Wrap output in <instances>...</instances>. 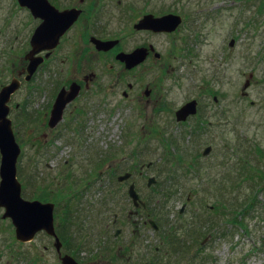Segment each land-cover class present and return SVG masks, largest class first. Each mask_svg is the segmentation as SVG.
Masks as SVG:
<instances>
[{
	"label": "rangeland",
	"instance_id": "rangeland-1",
	"mask_svg": "<svg viewBox=\"0 0 264 264\" xmlns=\"http://www.w3.org/2000/svg\"><path fill=\"white\" fill-rule=\"evenodd\" d=\"M109 1L178 2L210 12L203 13L202 42L196 45L194 36L189 40L199 52L197 61L187 58L176 72H164L163 85L173 86L165 97L174 107L168 102L156 109L122 103L113 114L98 113L81 128L47 134L43 116L36 114L23 124L26 119L15 115L23 198L56 204L55 227L63 236L60 253L80 264H152V258L158 261L155 264H264V0ZM105 70H97L99 77H107ZM41 78L39 73L32 84L33 97L40 98L35 88ZM207 82L219 104L236 102L240 125L235 132H227L228 126L222 124L217 131L193 128L195 120L191 125L177 122L174 110L200 95ZM25 92L19 99L32 100ZM44 100L33 103L34 111L41 110ZM206 146L212 150L203 155ZM127 171L132 172L131 179L119 183L118 175ZM151 176L156 183L148 186ZM166 179L167 198L162 195ZM131 182L147 203L138 214L131 213L135 209L126 193ZM78 190L83 193L80 198L74 197ZM106 191L112 192L109 204ZM254 197L256 205L244 211L242 219L247 229L227 228L233 214ZM69 199L74 203L70 223L64 206ZM3 213L0 207V264H62L54 237L41 231L32 241L21 242ZM149 219L160 225L158 231L147 223ZM182 224L190 231L185 241L166 245L164 232L177 227L183 236ZM196 228L204 235H196Z\"/></svg>",
	"mask_w": 264,
	"mask_h": 264
},
{
	"label": "flooded vegetation",
	"instance_id": "flooded-vegetation-1",
	"mask_svg": "<svg viewBox=\"0 0 264 264\" xmlns=\"http://www.w3.org/2000/svg\"><path fill=\"white\" fill-rule=\"evenodd\" d=\"M50 3L59 11L73 9L80 13L55 46L45 44L32 55L40 59V63L28 78L29 53L35 50L34 32L43 19L35 17L33 10L19 0H0V73L10 71L0 75L5 76L0 79V92L13 80H18L19 88L10 95L8 103L9 117L25 118L21 123L28 124V118L34 119L36 114L43 116V134L57 129L81 128L98 113L113 114L122 103L151 105L150 109L158 108L162 102L173 106L165 97L168 90L169 93L173 91V86L163 85L166 80L164 72H176L179 63L187 58L191 63L197 61L199 52L189 40L194 36L196 45L202 42L201 33L204 34L205 30L203 13L210 15L205 9L196 10L178 2L50 0ZM166 15L181 17L175 29L153 23L141 25L146 17L154 20ZM47 24L49 26V21ZM104 40L112 41L111 47L99 49L97 44ZM127 58L134 63L129 64ZM107 66L112 69L105 70ZM99 69H104L107 77H99ZM39 73L42 74L41 83L35 89L46 103L41 110L34 111L32 105L40 102V98L39 95L33 97L32 84L39 80ZM73 84L76 85L75 91ZM25 86H29L30 92ZM22 90L32 100H20ZM62 90L65 98L72 97L66 102L61 120L51 127V113ZM209 96L213 98L212 103L207 100ZM189 100L197 101V112L177 122L191 125L195 120L193 128L213 127L217 131L222 130V124L228 126L227 132L229 129L235 132L240 125L239 116H235L236 102L232 106L219 104V97L211 91L209 82L201 86L200 95ZM178 109L174 110L175 117ZM131 212L138 214L139 211ZM116 222L114 220L113 224Z\"/></svg>",
	"mask_w": 264,
	"mask_h": 264
},
{
	"label": "water",
	"instance_id": "water-1",
	"mask_svg": "<svg viewBox=\"0 0 264 264\" xmlns=\"http://www.w3.org/2000/svg\"><path fill=\"white\" fill-rule=\"evenodd\" d=\"M22 5L29 6L35 15V17L43 19L41 24L36 28L34 32L33 43L35 50L29 53L30 64L28 67L29 75L35 72L37 66L40 63V59L34 56L35 53L43 49L44 45L51 43V47L57 44L59 38L65 33V31L74 23L79 16L80 11L77 10H64L59 11L56 9L49 0H19ZM49 21V26L47 22ZM181 22L180 16L166 15L161 18L152 20L150 17H146L141 22V25L153 23L158 26L166 27L167 29H175ZM112 41H99L97 44L99 49H108L112 45ZM232 40L230 45H233ZM129 56V55H128ZM129 64H133L131 59L127 58ZM252 76V74L250 75ZM250 80L244 83L243 89L245 90L249 86ZM18 80H13L6 85L0 92V207H3V218H10L15 226L16 238L21 242L32 241L36 234L40 231H45L49 235L55 237V246L60 252L62 242L57 234L55 226V203L43 202L38 199L28 200L22 196V183L17 176V163L18 156L21 154L22 148L18 143L13 127L12 120L9 118V100L10 95L19 88ZM76 85L73 84L72 89L75 91ZM72 95L74 93L72 92ZM72 96L65 98V91L62 90L56 98L49 125L54 127L62 118L63 109L66 102L71 99ZM196 101L186 103L176 112L178 121L186 120L190 114L197 112ZM211 146H208L204 150V155L209 154ZM131 177V173L126 172L118 177L119 181L127 180ZM155 178L151 177L148 181L150 186L152 182H155ZM135 206H139L140 203L144 204L140 199L139 193L135 188V184L132 183L129 186L128 192ZM150 223L158 228L154 220H150ZM120 229L115 233L119 234ZM62 264H80L73 256L69 254L61 255Z\"/></svg>",
	"mask_w": 264,
	"mask_h": 264
},
{
	"label": "trees",
	"instance_id": "trees-1",
	"mask_svg": "<svg viewBox=\"0 0 264 264\" xmlns=\"http://www.w3.org/2000/svg\"><path fill=\"white\" fill-rule=\"evenodd\" d=\"M168 182L169 181L167 179L165 180V182H163V188H162L163 189V194L162 195L165 198H167V197L170 196L169 195L170 191L167 190L170 187V185L167 184ZM106 192H107V193H105L106 194V199H107L106 201H107V204H109V203H111V201H108V199L110 200V198L112 197V194L110 195V193H112V192L111 191L110 192L109 191H106ZM82 194L83 193L78 190V192L75 193L74 197H76V198L79 197L80 198V196ZM61 198H66V197L61 196ZM254 200H255V197L252 200H250L248 203H246L245 206L242 207V209L239 211V213H237L236 215L233 214L232 219H230V221L228 220V224L229 223H232V225H236V226L239 225V226H241V228H243V229L246 230L247 229V226L242 222L243 217L246 216V214H245L244 211H247L248 209H251L252 206L256 205V204H254ZM76 203L79 204L80 202L77 201ZM69 204H70V206H66V205H69ZM72 204L74 205V203H72V199H69V200H67V202L65 201V205H64L65 206V209H66L65 214L67 215V218H66L67 221L66 222H68V223H70V217H69V215H72V213L74 212V210H73L74 207L71 206ZM111 206L109 208H111ZM187 226H188V224H186V225L185 224H182L181 225V228H185L186 229V231H185V229H183V231H184L183 236L177 234V231H176L178 229L177 227L176 228H171V230L168 231V233H166V235H165V242H166L165 244L168 245V244H171V243H179V242L185 241L184 236L187 233L190 232L186 228ZM201 229L202 228L193 229V232L196 235H204V233L201 231ZM262 245L264 247V242L262 243ZM155 259L156 258H152L151 259L152 264L156 263V260ZM144 264H149V263L148 262H145Z\"/></svg>",
	"mask_w": 264,
	"mask_h": 264
}]
</instances>
